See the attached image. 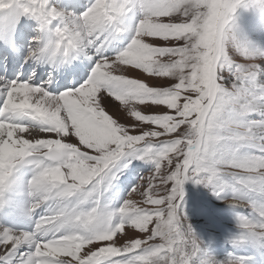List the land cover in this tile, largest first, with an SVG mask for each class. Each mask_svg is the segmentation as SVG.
Returning a JSON list of instances; mask_svg holds the SVG:
<instances>
[{"label":"snow or ice","instance_id":"obj_1","mask_svg":"<svg viewBox=\"0 0 264 264\" xmlns=\"http://www.w3.org/2000/svg\"><path fill=\"white\" fill-rule=\"evenodd\" d=\"M241 4L144 0L126 49L100 57L83 85L53 96L27 82L4 84L0 201L12 186L14 171L29 161H36L29 213L49 201L98 197L117 179L114 170L123 159L151 162L154 170L128 193L141 197L140 206L126 198L115 212L61 208L36 221L30 233L0 227V264H190L197 257L200 242L183 214L182 186L211 187L217 196L227 187L220 180L221 161L214 148L222 127L219 116L228 102L216 66ZM132 6V0H94L76 17L50 6L49 0H0V19L11 25L19 16H30L39 32L49 34L43 48L28 50V59L45 52L68 57L99 43L109 28L119 34L117 26ZM54 24L59 26L53 30ZM258 69L249 66L250 72ZM130 72L134 78L126 75ZM101 92L119 103L122 119L106 112ZM222 170L241 173L234 176L236 183L264 196V159L233 160ZM261 215L260 223L237 218L239 227L252 235L259 229L264 237V210ZM114 217L119 219L113 225ZM198 264L242 261L207 257Z\"/></svg>","mask_w":264,"mask_h":264},{"label":"rangeland","instance_id":"obj_2","mask_svg":"<svg viewBox=\"0 0 264 264\" xmlns=\"http://www.w3.org/2000/svg\"><path fill=\"white\" fill-rule=\"evenodd\" d=\"M59 1L61 0H49V4L66 15L71 14L76 17L80 16L94 3V0H92L88 6L83 5V3L81 6H78L79 8L77 11H74L75 9L71 11L72 8H66L65 6L61 8L59 6ZM143 2L144 0H132V10L127 12L126 15L121 18L120 24L117 26L123 34H126V40L124 39L121 41L115 51L106 53L102 56H94L92 61L93 65L100 57L110 58L126 49L133 38L134 30L137 24L142 18L143 9L141 8V4ZM3 15L4 14H0V17ZM29 21L32 24V29L27 32L22 28L25 35V41L28 42L26 45L27 50L40 47L43 41V32L38 31L39 25L37 22L31 17H29ZM4 23L6 24L3 19H0V26L3 27ZM22 26L23 25L21 24L19 26L15 25L17 36L13 38L9 45L16 46V44L13 43L19 38V36H21L19 30ZM57 26L59 25L54 24L53 30ZM24 28H26L25 25ZM2 33L3 31L0 32V34ZM120 34L121 33H119V36ZM48 37L50 36L48 35ZM115 37L116 35L114 32L108 29L99 43L94 42L93 45L89 46L90 48L86 49L87 53L92 55L98 47L100 48L104 46L109 41H113L114 43L117 42L118 39ZM37 40L39 43H36ZM2 42L4 43L3 38ZM5 44L8 45V43ZM223 47L224 52L217 63L216 75L219 81V86L223 89L222 94L228 102L222 109L219 116V121L221 122L222 127L219 133L220 138L214 148L215 158L221 161V168L218 169V171H221L220 180L223 184L227 185V187H225L219 196H217L213 194L211 187L197 185L192 182H185V186V183L183 184V186L187 188V193L184 195L182 200L183 214L187 218V224L190 225L195 237L200 242V252L197 254V257L190 262V264H198L199 259L207 257H210L217 262H225L228 259L236 261L237 259L234 258L232 249L235 245V240L239 238L237 236V228L239 227L237 218L239 217L237 216L242 215L243 218L240 219H245L252 223H260L262 221L261 212L264 210V196H262L259 192L246 190L242 185L236 183L234 176H239L241 173L236 172L235 170H222V165L224 163H228L233 160L245 161L264 159V153H260L262 150L255 147L252 148L253 146L246 144L247 140L251 139V133H254L250 129L249 125L261 120L262 118L258 116L259 111L256 109L254 110L253 107L251 109L249 104L251 100L250 93L244 88L247 75L252 73L249 71L250 65H259V74L263 71L261 74L262 76L260 75L259 77L264 79V0H242V4L236 8L232 15L229 31ZM91 72L89 71V76L84 80L83 84L88 81ZM259 74H256V76ZM126 75L130 78H134L135 73L130 72L126 73ZM9 81L13 82L14 80L9 79ZM2 83L4 86V84L8 83V81L2 80L1 84ZM27 83L30 84V82ZM3 86L0 89L1 91H4ZM35 86H44L41 88L47 92L50 91L51 87L50 86L48 89V84H45L44 82L43 85ZM62 93L63 92L59 94ZM100 96L102 97L100 102L102 101L101 104L106 112L114 118L122 119L123 114L120 112L119 103L114 100L112 96L105 95L103 92L100 93ZM122 122L127 121L122 120ZM30 123L28 125H30ZM225 124L228 125L227 128L223 127ZM235 136H242L244 138L238 140L234 138ZM256 142L264 143V141H260L259 139H256ZM245 147L247 149H244ZM258 150L260 152H258ZM28 163L33 166L36 173L34 166L36 161H29ZM125 163L128 164L127 167H124ZM153 170L154 166L151 162H145L132 158H126L118 161L116 169L114 170L116 171L117 179L119 176H128L130 178V185L126 194L123 196L117 195L118 197L115 196L116 193L111 194L112 185L117 180L115 179L111 183V186L108 187L106 191H103L98 197H87L86 199H83L84 208H81L82 211L80 210L79 212L86 213L93 207H99L100 209L115 212L119 209L126 198L130 199L134 203H137V206H140L139 200L141 197L137 193H133L131 197H128V193L139 183L142 177H147ZM35 173L32 170L31 178H29L30 176L26 178L22 174H19V171L14 172L12 176H16L13 181L14 189H17L18 192L20 191L19 189H22L23 191V186L28 189L29 182L32 180ZM183 186L182 189L184 190ZM122 191L124 190L122 189ZM29 193L30 192H26V197L28 199L31 197ZM229 198H236L238 200L245 201L246 211L243 209L242 212V210H231L224 207L223 202ZM69 199L58 200V202H60L59 207L61 204H63L64 207L68 206L70 204ZM72 199L74 200L73 204H75H72V206L68 208L70 210L76 205V203L77 205L79 203L76 198ZM148 210L151 211L153 209L149 207ZM118 219L119 217H114L111 224H116ZM256 232L260 234L259 229H257ZM115 242L118 246L122 243L119 237L116 238Z\"/></svg>","mask_w":264,"mask_h":264},{"label":"bare ground","instance_id":"obj_3","mask_svg":"<svg viewBox=\"0 0 264 264\" xmlns=\"http://www.w3.org/2000/svg\"><path fill=\"white\" fill-rule=\"evenodd\" d=\"M91 1L92 0H61V1H59V6L60 7L72 6L73 9H75V8L78 9V6H81L83 3L85 5H88ZM29 17L30 16H19L17 18V20L14 23H12V25H9L6 23L7 27L5 28V30H3L2 26H0V32L3 31L4 43L10 44L12 42L13 38L15 36H17L15 25L19 26L21 24V25H23V26L25 25V27H27V25L29 23ZM47 34L48 33H43V36H44L43 39L44 40H43V42L39 48H43L45 46V44L48 42V40L50 39ZM118 36H119V34H118ZM125 37H126V34L125 35L120 34V36L118 38H116V39H118L117 42L114 43L113 41L112 42L109 41L104 46H102L100 48L98 47V49H96V51L92 55L88 54L86 51V49L90 48L89 46L84 49L83 53H81L79 51H74L68 57H64L62 54H59L55 57H52L51 54L47 53V52H45L42 55L38 54L39 61H41V63H40L41 69H43V71L46 69L50 70L53 74L52 78H51V79H53V84L51 85L50 91L48 93L50 95H53V96L60 95L59 92L63 88L70 87L73 83H78L79 79L81 77H83V78L85 77L86 71L90 70L91 62L93 61L94 56H96V55L102 56L106 53L115 51L118 48V44L121 41H123L125 39ZM87 68H89V69H87ZM256 71H258V70H256ZM256 71L247 75V77L245 79L244 88L247 92L250 93L251 100H250L249 104L251 106V109L253 107L254 110L256 109L257 111H259L258 116H260L262 119L255 122V123H251V125H249L250 129L254 133L252 134L250 132L251 133V135H250L251 139H248L246 144L253 146L252 148L255 147L257 149L262 150V152H260L258 150V152H260L262 154V153H264L263 152L264 151V143H257L256 139H259L260 141H264V79L259 77L263 71L261 72V74H259L260 71H258V72H256ZM256 74H259V75L256 76ZM58 78H59V80L57 81L56 79H58ZM55 81H57V82H55ZM1 82H2V79L0 80V89L3 86V83L1 84ZM2 102H3V91L0 90V104H2ZM244 149H247V148L245 147ZM123 180H125V179L121 178L120 180H118L116 182L115 186L113 185L112 193H114V188H116V195H117V193L120 194V193L124 192V191H122V189H119L120 183ZM185 185H186V183L184 184V186ZM183 192H184V195L187 193L186 187H184ZM231 200H233V199H231ZM79 204H80V202L78 203V205L76 203V205L71 210H76L79 212L80 211ZM227 205H231V204L229 203ZM239 207H242L241 204L239 205ZM237 230H238V235H239L240 239L242 237L244 238V241H246V243L248 244V248H249L250 244L254 247V254L255 255H253V253H252V255H247L243 259L242 264H259L260 263L259 261H261L263 255H264L257 248L259 242H258V239L256 237L259 235L257 234V232L255 235L249 234L246 230L241 229L240 227H238ZM25 251H27V249H25Z\"/></svg>","mask_w":264,"mask_h":264}]
</instances>
